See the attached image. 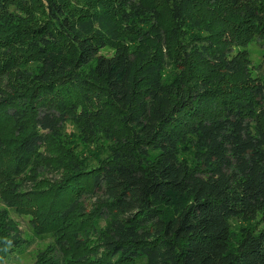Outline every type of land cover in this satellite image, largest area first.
Wrapping results in <instances>:
<instances>
[{"label": "trees", "instance_id": "trees-1", "mask_svg": "<svg viewBox=\"0 0 264 264\" xmlns=\"http://www.w3.org/2000/svg\"><path fill=\"white\" fill-rule=\"evenodd\" d=\"M254 39L264 45V0H0L11 199L51 188L48 175L73 194L47 209V264H264ZM75 218L80 232H66Z\"/></svg>", "mask_w": 264, "mask_h": 264}, {"label": "rangeland", "instance_id": "rangeland-1", "mask_svg": "<svg viewBox=\"0 0 264 264\" xmlns=\"http://www.w3.org/2000/svg\"><path fill=\"white\" fill-rule=\"evenodd\" d=\"M71 6L78 10L84 6V3L73 1ZM245 49L251 61L250 67H252V73L264 80V45L254 39L245 46ZM111 52V49H104L102 51L105 55L111 54ZM9 133L7 132V134ZM63 135L68 138L64 140L68 143H71L75 138L77 139L78 130L76 124L73 122L67 123ZM65 145L69 144L65 143ZM52 147L54 148L53 143ZM14 149L15 147L9 146V150H12V152H9L12 160L7 158L8 156H0V160L2 159L0 161V264H47L52 258V253L56 252L53 251L51 253L50 251V248L56 243V236L51 234L50 229L45 225L51 219L50 217L48 220L46 217L48 213L47 209H62L63 205L70 200L73 194L68 193L69 190L66 188V183L68 182H64L63 185H59L58 187H53L56 185V182L53 181L54 176L48 175L47 178L52 180L49 182L51 188L47 189L46 183L40 184L34 191L32 190L33 192L27 193L28 195L24 194L20 203L13 201L7 185L6 173L11 169L12 163H14ZM83 150L85 148L80 143L79 149L76 152L82 153ZM9 153L8 155L10 156ZM51 154L55 156L56 152L54 149ZM82 154L84 155V151ZM58 188H62L61 192ZM25 190L29 191V186ZM52 201L54 203L49 208ZM93 201L94 199L85 197L83 201L84 206L91 209ZM58 215L59 211L54 214L56 217ZM55 222H57V226H60L58 220H55ZM72 223L73 225L66 232H80V220L75 218ZM8 225L9 227H13L15 231L18 230L22 233V243L19 246L6 247V244L3 242V238L10 239L9 234L11 231L7 229ZM88 244L90 245V243ZM64 254L66 255L67 253Z\"/></svg>", "mask_w": 264, "mask_h": 264}]
</instances>
